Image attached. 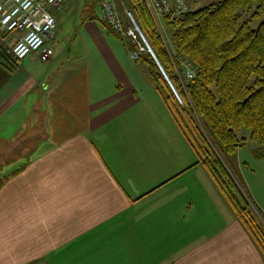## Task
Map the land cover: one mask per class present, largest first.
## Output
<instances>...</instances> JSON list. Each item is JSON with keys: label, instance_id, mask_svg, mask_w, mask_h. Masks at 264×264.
Wrapping results in <instances>:
<instances>
[{"label": "crops", "instance_id": "obj_1", "mask_svg": "<svg viewBox=\"0 0 264 264\" xmlns=\"http://www.w3.org/2000/svg\"><path fill=\"white\" fill-rule=\"evenodd\" d=\"M91 1L52 11L49 60L0 64V175L24 164L0 188V264H264Z\"/></svg>", "mask_w": 264, "mask_h": 264}, {"label": "trees", "instance_id": "obj_2", "mask_svg": "<svg viewBox=\"0 0 264 264\" xmlns=\"http://www.w3.org/2000/svg\"><path fill=\"white\" fill-rule=\"evenodd\" d=\"M115 2L131 12L181 102L149 52L138 51L102 17L100 23L126 39L130 52L138 51L135 63L162 97L196 155L195 164L205 168L264 259V216L235 161L247 139L264 146V17L256 27L251 26L264 16V0H214L176 17L163 16L158 19L163 20V35L145 0ZM187 63L195 69L189 80L184 77ZM0 64L13 71L19 63L0 46ZM244 129L249 131L247 138L242 135ZM254 155L259 157L262 152L254 151ZM23 167L0 175V188Z\"/></svg>", "mask_w": 264, "mask_h": 264}, {"label": "built area", "instance_id": "obj_3", "mask_svg": "<svg viewBox=\"0 0 264 264\" xmlns=\"http://www.w3.org/2000/svg\"><path fill=\"white\" fill-rule=\"evenodd\" d=\"M145 1L156 20L166 15L176 17L189 9L186 0ZM65 2L66 0H0V29L6 32L2 45L6 44V52L15 64L31 54H37L42 61L49 60L53 48L47 41L56 31L52 11L62 8ZM100 13L116 32L134 43L138 51H147L154 56L130 11L126 10L122 18L113 0H101ZM138 51L130 52L133 60L137 59ZM194 76L195 69L187 63L184 77L189 80ZM169 85L180 101L170 81Z\"/></svg>", "mask_w": 264, "mask_h": 264}, {"label": "rangeland", "instance_id": "obj_4", "mask_svg": "<svg viewBox=\"0 0 264 264\" xmlns=\"http://www.w3.org/2000/svg\"><path fill=\"white\" fill-rule=\"evenodd\" d=\"M211 1L214 0H197L196 3L190 2L187 0L188 8H197L202 7L204 5H207ZM91 3L93 5L98 4V0H92ZM115 8L120 16H123L125 11L127 10L125 6H121L120 8L116 4L114 0ZM264 16L255 19L251 22L252 27H256L259 22L263 19ZM162 19L157 20V25L162 33L165 34L164 31ZM72 27V22L65 21L62 25L60 24L58 27V40L60 41L59 48L63 49V43L65 42V37L68 36L70 33V29ZM163 28V29H162ZM4 33L0 30V46L7 51L8 47L6 44L2 45V38ZM2 36V37H1ZM249 134L248 130H242V135L247 138V135ZM254 151L262 152V155L259 157H256L254 155ZM237 159L240 163L239 168V176L242 177L243 181L245 182V185L247 186V189L250 193V195L253 198V201L258 206L259 210L261 211L262 215L264 216V146L259 145L258 143L252 142L249 139L246 140L243 147H241L237 152ZM255 199V200H254Z\"/></svg>", "mask_w": 264, "mask_h": 264}, {"label": "water", "instance_id": "obj_5", "mask_svg": "<svg viewBox=\"0 0 264 264\" xmlns=\"http://www.w3.org/2000/svg\"><path fill=\"white\" fill-rule=\"evenodd\" d=\"M153 58H154V60H155L156 64L158 65V67H159V69H160V72H161V74H162L163 76H165V75H164L165 73H164V71H163L162 67L160 66L159 62L157 61V59H156L155 55L153 56ZM161 70H162V71H161ZM165 79L167 80V82L169 81V80H168V78H166V77H165Z\"/></svg>", "mask_w": 264, "mask_h": 264}]
</instances>
